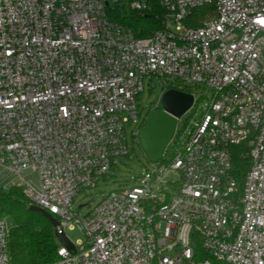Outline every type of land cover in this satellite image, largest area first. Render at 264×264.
Returning a JSON list of instances; mask_svg holds the SVG:
<instances>
[{
	"label": "built area",
	"instance_id": "obj_1",
	"mask_svg": "<svg viewBox=\"0 0 264 264\" xmlns=\"http://www.w3.org/2000/svg\"><path fill=\"white\" fill-rule=\"evenodd\" d=\"M154 3L167 23L148 38L108 14ZM206 5L214 14L188 25ZM147 77L162 94L202 89L190 93V124L179 120L185 144L81 217L75 197L129 155L126 126L145 121ZM245 142L240 189L231 148ZM0 168L37 173L39 189L19 185L31 205L57 219V234L85 233L51 264H264V0H0ZM10 230L0 217V264H12Z\"/></svg>",
	"mask_w": 264,
	"mask_h": 264
},
{
	"label": "trees",
	"instance_id": "obj_2",
	"mask_svg": "<svg viewBox=\"0 0 264 264\" xmlns=\"http://www.w3.org/2000/svg\"><path fill=\"white\" fill-rule=\"evenodd\" d=\"M214 12L215 5H206L195 10L187 24L193 27L201 26L208 15ZM108 14L111 20L132 29L137 38H148L155 32L165 29L168 17V12L157 3L143 11L132 10L127 5L110 7ZM170 89L192 93L189 87L180 89L171 85L167 90ZM145 123L146 120L141 128ZM175 140L176 138L174 142ZM249 151L248 142L231 148L232 176L240 189L243 188L245 177L251 167V160L247 156ZM114 167L115 163L111 169ZM30 206L31 202L21 187H13L7 191L0 188V217H8L11 220L9 251L12 264L55 263L60 260L58 251L61 246L56 237V230L41 213L30 211ZM195 248L197 254L202 252L200 244ZM200 256L204 259L210 258L205 253Z\"/></svg>",
	"mask_w": 264,
	"mask_h": 264
},
{
	"label": "rangeland",
	"instance_id": "obj_3",
	"mask_svg": "<svg viewBox=\"0 0 264 264\" xmlns=\"http://www.w3.org/2000/svg\"><path fill=\"white\" fill-rule=\"evenodd\" d=\"M115 6H112L114 8ZM124 15V14H123ZM169 26L175 31V25L169 23ZM231 35L229 38H232ZM145 90L140 97V105L144 108V119L147 120L148 113L154 107L155 103L160 99L162 95V82L158 78L147 77L144 80ZM191 92L199 93L202 91L200 88L190 87ZM147 114V115H146ZM192 113H188L183 118L185 126L190 124ZM141 128V123L136 125H127L126 134L128 137L129 156L119 158L116 160L115 167L111 169L105 176H100L97 180V185L94 188L86 189L78 196L75 197L72 205V210L81 217L90 212L95 205L109 192L119 190L125 186L135 185L136 178L143 174V171L150 167V163L147 161L143 151L138 144L137 133ZM185 144V140H179L176 138L174 146L171 144L167 151V156H170L175 149H181ZM23 180L32 185L35 189H39V177L38 174L26 170L21 174ZM12 173L11 171L0 168V188L5 191L13 187H19L22 184L24 186L22 178ZM170 185H166L165 189L171 196L175 194V183L179 181L177 173H169L166 177ZM158 193V192H157ZM66 235L69 240L77 244L84 242L87 238L83 231L78 227L67 228ZM61 247V246H60Z\"/></svg>",
	"mask_w": 264,
	"mask_h": 264
},
{
	"label": "water",
	"instance_id": "obj_4",
	"mask_svg": "<svg viewBox=\"0 0 264 264\" xmlns=\"http://www.w3.org/2000/svg\"><path fill=\"white\" fill-rule=\"evenodd\" d=\"M160 104L161 109L149 113L145 125L137 135L138 144L149 163L162 161L175 138L179 120L193 107L194 96L180 90L170 89L161 95ZM29 210L41 213L54 228L58 226L57 219L48 211L35 205H31ZM56 237L67 249L75 250L66 234L56 233Z\"/></svg>",
	"mask_w": 264,
	"mask_h": 264
}]
</instances>
